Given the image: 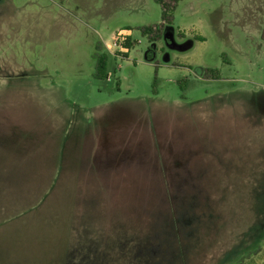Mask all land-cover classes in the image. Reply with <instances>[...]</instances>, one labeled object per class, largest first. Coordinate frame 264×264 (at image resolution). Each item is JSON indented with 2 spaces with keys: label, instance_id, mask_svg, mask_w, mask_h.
<instances>
[{
  "label": "rangeland",
  "instance_id": "rangeland-1",
  "mask_svg": "<svg viewBox=\"0 0 264 264\" xmlns=\"http://www.w3.org/2000/svg\"><path fill=\"white\" fill-rule=\"evenodd\" d=\"M165 4L171 24L156 0H0V77L12 84L0 110L23 104L26 89L37 123L49 126L17 136L32 146L22 186L0 183V264H89L91 250L96 264H264V0ZM163 23V32L144 33ZM100 54L106 80L94 77ZM252 96L263 101L249 107L251 126L210 108L222 97L240 111L239 98ZM201 105L203 122L194 116ZM99 116L111 118L100 127L99 170L150 180L132 183L135 193L112 192L114 183L86 171L64 177V144ZM24 190L34 193L26 204Z\"/></svg>",
  "mask_w": 264,
  "mask_h": 264
},
{
  "label": "crops",
  "instance_id": "crops-1",
  "mask_svg": "<svg viewBox=\"0 0 264 264\" xmlns=\"http://www.w3.org/2000/svg\"><path fill=\"white\" fill-rule=\"evenodd\" d=\"M0 19H4V16H0ZM7 20H8V18H7ZM0 70H2V68H0ZM11 76H14V75H11ZM9 78L0 77V93L4 92L6 90H9L11 88L10 86L12 84L10 85ZM6 87H7V89H6ZM18 87H21V85H19ZM41 90L42 89H40L38 87L36 89V92H39ZM44 92H47V91H44ZM20 93L22 95H24L21 97L24 100L23 104H22V101L19 100V105H17V102H15L12 105L9 104V106L7 107L8 109L0 110V127L4 126V128H0V183H1V190L5 189L7 191H10L12 188H14V185L22 186V184L18 183V182H23V181L28 179V178H25V176H26V173L28 172V163H29V156H30L29 148H32V146L27 143V140L25 138H23V137L18 138L17 136L21 135V134H29L30 129L36 130L37 132H40L39 129H44V130L49 129V126H46V124L37 123V120H36L35 116L33 115L31 109L26 105L27 102L25 100L29 99V98H24L26 94L29 95L27 93L26 89L20 90ZM30 97H33V95H31ZM247 99H248V97H244V99L239 98L238 103H241V105L243 107V109L240 111L238 108H235V106L232 103L227 104V101H225L222 97H219L217 101H212L210 104V106H211L210 108L215 109L218 107V108H224V109L228 110L229 112H236L235 117L237 118L238 121L242 122V124H244L245 126H251V123H255L254 122L255 120L253 119L254 113H251V111L249 110V107L251 106V103L257 104V102L260 103L259 105L261 106L262 105L261 102L263 100H258V99H255L254 97L251 100V97H250V103H248ZM219 100H221V102ZM219 103H222V104L219 105ZM224 103L227 106H224L225 105ZM0 104H2V103H0ZM263 104H264V102H263ZM93 113H95V112H93ZM64 114L66 115L65 117L69 118L71 116V111H66V112H64ZM261 114L264 115V110L261 112ZM88 115H90V114L88 113ZM194 116L199 120V122L207 121L209 119L207 109L202 105L197 107V108H194ZM203 117H204V119H203ZM98 118L100 120L95 125L96 126L95 129H93L94 131H96L98 129V132H94L92 129H89L88 128L89 124L87 123L86 125L88 127H87V129L85 128L86 130H85L83 135L78 136L74 140L71 139L69 141V143H71L70 145L67 143L64 144L65 151H66L65 156H64V163H65V175H64V177L69 175V174H74V175L77 174V176H78L82 172L86 171V172H88V176L91 177L92 179L99 180V182H108V183L112 182V183H114V189L112 190V188H111L112 192L120 191V193L122 194L124 190H126V192H127V188H128L131 193H135L136 187H134L132 185V183L144 182V181L150 182V180L143 179V181L126 183L125 182L126 179H124V176L117 175V173L121 172L122 170H118L115 168H110L107 171H100L99 170V167H98L97 162L95 160V154H96L98 148L100 147V145L102 146V144H103L102 143L103 142V133H102V130L100 129V127L105 128V124H109L111 121V118L106 117L105 118V120H107L106 122L103 121L102 116H99ZM101 119L103 121L102 124H101ZM90 120H91V117L90 118L86 117L85 122H88V121L90 122ZM63 137H64V135H63ZM22 142H24V144H22ZM12 143H14V144H12ZM211 144H213V143H210V147L213 149L211 153L213 154L214 157L212 159H210V161H214V160L218 159L220 154L215 152L216 149H215V147L213 148L211 146ZM24 150H26V152H24ZM61 165L64 166L63 165V157H62ZM55 166H58V164H54L53 168ZM49 168H52V167L48 166V169ZM70 169L72 172L70 171ZM238 170L239 169H237V174H238ZM67 172H68V174H67ZM217 173L218 172L215 171L214 173L202 174L199 176L209 177V175L210 176L218 175ZM220 175H218V176H220ZM52 176H53V174H51V177ZM199 176H195V177L191 176V177H193V178H191V180H195ZM160 177H162V179H160V180L168 179L169 181H172V182L176 181V179L185 178V177L188 178V176H177L175 178H173L171 176H160ZM48 181H50V179H48L46 182H48ZM51 181H53V179H51ZM44 183H45V181H44ZM49 183L51 184V182H49ZM93 184H95V183H93ZM47 188H48V186L45 187V193H44V195H46V196H47ZM35 189H37V186H35ZM35 189H33V191ZM26 191L27 190H24L23 196L21 197V203L22 204L23 203L26 204L28 198L31 197V199H32L34 197L33 191H31L30 194H28ZM139 191H140V187H139ZM135 197L137 198V196H135ZM61 198H62L61 204L63 205V204H65V200L63 198V195L61 196ZM121 198L123 201V196ZM57 204L60 205V202L59 203L57 202ZM99 211L102 213L101 208ZM102 214H103V220L105 221V217H104L105 213H102ZM82 222H84V220L80 221L78 224H80ZM81 226L82 225H78L77 228L81 227ZM122 228H124V227H122ZM84 231L87 232L86 235H87V239H88L89 232H88V230H84ZM76 236H77V239H76L77 243L76 244L79 247H82L83 246L82 237L85 238L84 234L82 232H79V233H77ZM137 243H139V242H137ZM84 245L86 246L87 243H84ZM87 246L89 247L88 249H90V246H94V244L93 245L88 244ZM112 251H113V253H112ZM107 253H108V255H104V256L108 260V259L114 257L115 250H111L110 248H108ZM84 255L87 256V258H88V260L85 259V262H87L89 264H96V263L101 262V260L98 262V259H96V260L92 259L93 250L88 251V253H85ZM74 260H75V262L82 264L81 258L75 257ZM158 262L160 263V261H158Z\"/></svg>",
  "mask_w": 264,
  "mask_h": 264
},
{
  "label": "trees",
  "instance_id": "trees-1",
  "mask_svg": "<svg viewBox=\"0 0 264 264\" xmlns=\"http://www.w3.org/2000/svg\"><path fill=\"white\" fill-rule=\"evenodd\" d=\"M159 4H161L163 6V14H162V19L163 21L168 24H171V20L168 19L167 17V5L165 4V0H156ZM164 23L161 24L160 26H155V27H151V28H145L144 29V33L149 34L151 31L153 30H157V31H161L163 32V29H165V25ZM125 49H130L133 44L130 42L129 39H126V42L123 44ZM97 64H96V71L94 74L95 79L98 80H106L109 78V74L107 71V61L108 58L105 55H98L97 56Z\"/></svg>",
  "mask_w": 264,
  "mask_h": 264
},
{
  "label": "water",
  "instance_id": "water-1",
  "mask_svg": "<svg viewBox=\"0 0 264 264\" xmlns=\"http://www.w3.org/2000/svg\"><path fill=\"white\" fill-rule=\"evenodd\" d=\"M164 39L166 40V41H172L173 42V40H174V29L173 28H171V27H168L167 29H166V31H165V33H164ZM192 46V44L191 45H189V46H187V47H182V46H176V45H173V44H171V45H168V47L169 48H171V49H176V50H181V51H184V50H187L188 48H190ZM147 58V57H146ZM167 62V61H166ZM262 109H264V104H263V106L261 107Z\"/></svg>",
  "mask_w": 264,
  "mask_h": 264
}]
</instances>
